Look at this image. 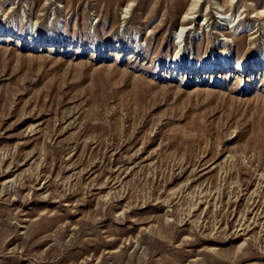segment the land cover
Listing matches in <instances>:
<instances>
[{
  "label": "rangeland",
  "instance_id": "obj_1",
  "mask_svg": "<svg viewBox=\"0 0 264 264\" xmlns=\"http://www.w3.org/2000/svg\"><path fill=\"white\" fill-rule=\"evenodd\" d=\"M0 264H264V0H0Z\"/></svg>",
  "mask_w": 264,
  "mask_h": 264
},
{
  "label": "bare ground",
  "instance_id": "obj_2",
  "mask_svg": "<svg viewBox=\"0 0 264 264\" xmlns=\"http://www.w3.org/2000/svg\"><path fill=\"white\" fill-rule=\"evenodd\" d=\"M194 3V2H193ZM194 7V6H193ZM190 9V8H189ZM184 26H181L180 30L178 29L177 32L180 33ZM177 34V33H176ZM182 34V33H181Z\"/></svg>",
  "mask_w": 264,
  "mask_h": 264
}]
</instances>
